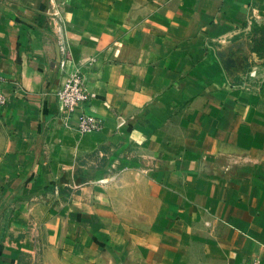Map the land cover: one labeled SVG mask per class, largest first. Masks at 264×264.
Listing matches in <instances>:
<instances>
[{"label":"crops","instance_id":"0c3cea01","mask_svg":"<svg viewBox=\"0 0 264 264\" xmlns=\"http://www.w3.org/2000/svg\"><path fill=\"white\" fill-rule=\"evenodd\" d=\"M262 29L264 0H0V264H264Z\"/></svg>","mask_w":264,"mask_h":264},{"label":"built area","instance_id":"2783aa9c","mask_svg":"<svg viewBox=\"0 0 264 264\" xmlns=\"http://www.w3.org/2000/svg\"><path fill=\"white\" fill-rule=\"evenodd\" d=\"M66 64L63 62L60 69H65ZM58 99L65 113L71 114L78 110L81 105L89 102L90 94L88 93L84 77L81 71H76L71 74L62 89L58 92ZM9 97L5 92L2 81L0 80V111L8 104ZM103 123L100 119L83 114L80 119L79 130L82 134H89L100 131ZM244 264H260L258 259H253Z\"/></svg>","mask_w":264,"mask_h":264},{"label":"rangeland","instance_id":"374dc122","mask_svg":"<svg viewBox=\"0 0 264 264\" xmlns=\"http://www.w3.org/2000/svg\"><path fill=\"white\" fill-rule=\"evenodd\" d=\"M258 45L262 51H264V29L261 30L259 36H258ZM89 249H86L85 252H88ZM68 261L66 264H90L91 260H89L91 257L86 255H81L80 257H74L75 260H71V257H65ZM94 258V257H93Z\"/></svg>","mask_w":264,"mask_h":264}]
</instances>
